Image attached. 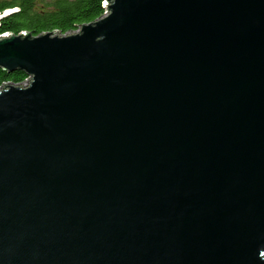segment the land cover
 <instances>
[{"label":"water","instance_id":"1","mask_svg":"<svg viewBox=\"0 0 264 264\" xmlns=\"http://www.w3.org/2000/svg\"><path fill=\"white\" fill-rule=\"evenodd\" d=\"M103 5L0 36V264H264V0Z\"/></svg>","mask_w":264,"mask_h":264},{"label":"trees","instance_id":"2","mask_svg":"<svg viewBox=\"0 0 264 264\" xmlns=\"http://www.w3.org/2000/svg\"><path fill=\"white\" fill-rule=\"evenodd\" d=\"M103 4L104 0H0V13L12 10L0 23V35L24 31L66 34L102 16L106 11ZM27 79L22 70L7 72L0 67V86L22 84Z\"/></svg>","mask_w":264,"mask_h":264},{"label":"rangeland","instance_id":"3","mask_svg":"<svg viewBox=\"0 0 264 264\" xmlns=\"http://www.w3.org/2000/svg\"><path fill=\"white\" fill-rule=\"evenodd\" d=\"M78 30H79V28H78ZM75 31H77V30H75ZM75 31H70V32H68L67 34H71V33L75 32ZM57 33H58V32H57Z\"/></svg>","mask_w":264,"mask_h":264},{"label":"built area","instance_id":"4","mask_svg":"<svg viewBox=\"0 0 264 264\" xmlns=\"http://www.w3.org/2000/svg\"><path fill=\"white\" fill-rule=\"evenodd\" d=\"M5 34H6V33H5ZM5 34H2V35H0V36H5ZM26 81H27V80H26ZM26 81H25V82H26ZM25 82H24V83H25Z\"/></svg>","mask_w":264,"mask_h":264}]
</instances>
